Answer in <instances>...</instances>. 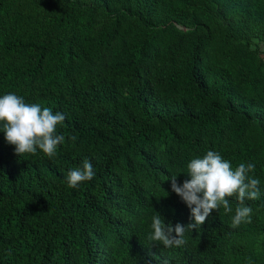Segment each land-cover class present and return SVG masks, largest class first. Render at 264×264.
I'll return each instance as SVG.
<instances>
[{
	"label": "trees",
	"instance_id": "16d2710c",
	"mask_svg": "<svg viewBox=\"0 0 264 264\" xmlns=\"http://www.w3.org/2000/svg\"><path fill=\"white\" fill-rule=\"evenodd\" d=\"M8 93L65 141L19 157L0 131V264H264V0H0ZM209 150L255 164L250 222L227 197L183 247L149 240L154 216L191 222L169 177Z\"/></svg>",
	"mask_w": 264,
	"mask_h": 264
},
{
	"label": "clouds",
	"instance_id": "9594fccd",
	"mask_svg": "<svg viewBox=\"0 0 264 264\" xmlns=\"http://www.w3.org/2000/svg\"><path fill=\"white\" fill-rule=\"evenodd\" d=\"M65 115L53 112L51 108L37 103H26L24 98L14 93L0 96V128L7 144L14 146L16 155L35 154L41 150L46 156L54 157L57 147L64 143L65 136L57 134V126L63 124ZM75 140L76 137H70ZM254 163H240L235 170L229 161L215 151L209 150L202 158H194L187 164L188 179L183 184L177 182V175L169 177L171 190L190 209V223L165 224L160 215L152 219V233L149 240L161 242L165 247H183L187 241L186 231H196L203 225L214 210L222 205L225 212H231L227 197L235 196L240 207L235 210L231 226L250 222L252 208L243 206L245 200L260 198V181L249 176L254 172ZM95 172L89 159L85 158L82 167L67 174V184L76 188L80 183L90 181Z\"/></svg>",
	"mask_w": 264,
	"mask_h": 264
}]
</instances>
